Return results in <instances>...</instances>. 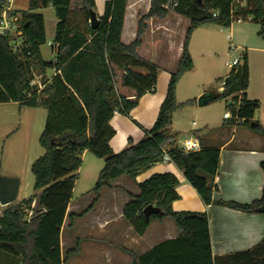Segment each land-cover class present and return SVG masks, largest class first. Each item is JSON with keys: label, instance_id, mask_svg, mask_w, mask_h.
<instances>
[{"label": "trees", "instance_id": "trees-1", "mask_svg": "<svg viewBox=\"0 0 264 264\" xmlns=\"http://www.w3.org/2000/svg\"><path fill=\"white\" fill-rule=\"evenodd\" d=\"M244 1V6L236 5L231 15L232 0H151L128 44L121 41L127 0H106L103 13L97 15L99 25L95 29L89 22V10H95L94 0H81L84 25L73 16L72 0H27V9L19 17L16 10L8 12L17 21L16 31L21 34L16 32L20 44L14 43L9 33L0 34V104L42 107L46 116L39 137L44 152L31 164L34 196L18 204H7L0 215V253L10 258L0 260V264H65L77 254V249H71L62 257L60 232L84 151L103 159V165L92 202L81 213H70L68 226H72L74 218L94 210L102 188L111 180L122 175L134 180L141 171L161 161L164 152L182 170L204 204L216 203L243 212H255L264 206V185L260 198L250 203L213 200L219 148L184 152L177 145L176 133L170 130L172 113L191 102L176 101V84L193 66L188 50L191 33L205 24L228 27L236 17L243 20L249 16L264 25V0ZM6 3L7 0H0V12ZM48 6L58 19L51 45L55 56L51 61L44 60L40 52L47 39L44 16L38 10ZM169 10L189 19L178 65L170 74L152 127L143 130L138 142L129 139V145L115 153L109 145L115 133L111 118L116 112L128 116L144 93L154 91L157 82V66L140 58L136 51L146 20L164 18ZM242 57L243 63L232 66L223 78L222 92L205 93L210 94L209 102L224 99L228 109L240 119L239 124L264 136V128L252 120L259 102L246 96L249 74L245 53ZM48 69L55 71L50 79L43 80L40 86L33 83L34 70L45 73ZM116 69L122 71L121 86L134 91L133 98L117 92ZM260 166L264 177V160ZM136 185L139 192H127L129 201L122 210L123 219L134 232L142 235L153 219L169 217L178 233L142 254H131L130 264H264V238L246 251L213 256L207 213L174 211L171 207L180 198L176 191L178 179L173 173H154ZM149 204L160 207L162 215L146 218L142 211Z\"/></svg>", "mask_w": 264, "mask_h": 264}, {"label": "crops", "instance_id": "crops-1", "mask_svg": "<svg viewBox=\"0 0 264 264\" xmlns=\"http://www.w3.org/2000/svg\"><path fill=\"white\" fill-rule=\"evenodd\" d=\"M105 1L94 0V11L97 15L103 13ZM150 1L127 0L121 33V41L124 44L130 43L134 39L138 20L141 15L147 13ZM8 5L9 10H13L11 8V0ZM188 25V18L172 10H169L164 18L150 17L146 20L142 40L136 51L140 58L157 66V82L154 91L144 93L138 99L136 106L129 111L128 116L117 112L114 113L110 120V125L114 128L115 133L109 141L113 152L118 153L125 149L129 145V139L134 143L138 142L143 137V130H148L152 127L157 117L159 106L165 97L170 74L175 71L178 65ZM200 27L194 29L189 38L188 50L192 59V40L195 32ZM204 45L202 43L200 47L202 51L206 49ZM235 47L246 55L245 49ZM192 69L193 66L190 70ZM141 71L143 72V70ZM44 74L46 79H50L55 74V71L51 69L50 74L47 71ZM222 85L223 80L220 82L219 89H221ZM120 87L122 95L128 98L134 97L132 89ZM252 87L251 85L248 86L246 96L248 99H254L259 102V107L255 110L252 120L264 128V77L258 92H254ZM208 88L210 89L211 86ZM203 89L198 90L197 95L205 93ZM176 101L180 103L177 97ZM19 106L22 107L23 105ZM175 112L176 110L172 113L170 130L177 135L179 130L176 131L177 127L174 125ZM222 120L227 125V128H209L204 122L196 127L193 121V127L187 130L188 135L177 140V145L179 146L186 138L194 137L198 139L201 147L219 148L218 172L213 178L215 189L212 192V199L250 203L260 198L264 185L263 172L260 166L261 161L264 160V136L247 125H233L223 117ZM86 153L88 151H84L82 157ZM163 172H171L178 179L176 191L180 198L174 200L171 204L174 211L190 210L207 213L213 256L246 251L262 241L264 238V214L262 212H243L216 203L204 204L196 190L184 178L182 170L177 168L172 161L156 162L148 169L141 171L134 180L127 175L111 180L108 186L102 188L95 209L83 217L74 218V222H97L102 227L97 229L94 227V231L95 233L103 234V230L107 225L123 220L122 210L129 201L127 192L137 194L139 192L136 185L137 182L146 179L151 174ZM6 206L0 204V215ZM86 207L81 208L79 202H74L71 198L67 206L63 225L68 220L67 216L70 213H81ZM177 233L178 231L169 217L153 219L142 235H137L127 223L125 229H116L110 233L111 246L109 248H96L93 252L94 257L91 256L93 254L92 251H88L90 249L84 248L81 256L73 254L65 264H76L78 262V264H97L98 257L102 259L104 254L108 258L102 259L103 261L100 264H130L132 260L131 254H142L160 241L174 238ZM125 238L127 239L125 247L113 244ZM1 259L2 261L10 260L4 253H0ZM84 259L85 262H82Z\"/></svg>", "mask_w": 264, "mask_h": 264}, {"label": "rangeland", "instance_id": "rangeland-1", "mask_svg": "<svg viewBox=\"0 0 264 264\" xmlns=\"http://www.w3.org/2000/svg\"><path fill=\"white\" fill-rule=\"evenodd\" d=\"M11 8L18 12L17 17H19L20 12L27 9V0H11ZM71 8L75 13H73L75 20L77 22L79 20L80 24H83L85 20L81 10V0H72ZM38 11L44 16L47 36L46 43L40 46V52L44 60L51 61L55 56L51 45L58 19L51 6ZM13 19L8 16L9 36L14 43L20 44V39L16 35L18 23L14 20L16 28H13ZM202 43L206 44L204 45L205 51L200 49ZM235 46L245 49L246 52L248 86H253L254 92L260 90L264 77V25L254 19L233 20L230 26L223 28L213 24L202 25L195 32L192 40L193 69L184 72L176 84L177 100L180 103L191 101L177 109L174 114V125L177 127L176 131L179 130L177 140L188 135L187 130L193 127V121L196 127L204 122L209 128H227L222 120L224 111L228 109L227 102L224 99H217L204 106H198L197 98L203 93L197 95V92L203 88L205 92H220V82L231 69L230 60L238 54V51L234 49ZM243 60L241 56L239 64L236 66H240ZM47 73L50 74L51 69H48ZM121 73L120 69H116L115 86L119 94H121ZM45 79L44 73L34 70L33 83L40 86ZM209 86H211L210 89ZM45 116L46 111L42 107L26 105L20 107L15 103L0 104V175L15 177L19 181L17 195L12 204H18L22 200L34 196V175L31 172V164L44 152L39 137L43 130ZM102 165L103 159L90 152L82 157L71 197L74 202H79L81 208L89 206L95 196L93 188ZM68 221L61 228L62 257L71 249H77L76 256H81L84 248L90 249L88 251H92V253L98 247L109 248L111 246L110 233L116 229L127 227V222L123 219L120 222L107 225L101 234L94 231V227L96 229L102 227L97 222H74L73 220L72 226H68ZM126 241L125 238L113 244L125 247ZM91 256L94 257V253ZM107 258L105 254L102 255V259ZM102 259L98 257L97 264H100ZM82 262H85V259Z\"/></svg>", "mask_w": 264, "mask_h": 264}, {"label": "water", "instance_id": "water-1", "mask_svg": "<svg viewBox=\"0 0 264 264\" xmlns=\"http://www.w3.org/2000/svg\"><path fill=\"white\" fill-rule=\"evenodd\" d=\"M89 22L91 28L95 29L99 25V20L97 18V14L94 10H89ZM21 31L17 32V35H20ZM223 91V87H221L220 92ZM210 94L203 93L197 98L198 106L206 105L210 100ZM253 122H251L252 124ZM19 187V181L15 177H6L0 175V204L7 205L13 202L16 198L17 191ZM257 211L263 212L264 206L257 207ZM143 215L146 218H149L151 214L162 215L163 211L160 207L149 204L143 208ZM33 218V217H32ZM31 218V219H32Z\"/></svg>", "mask_w": 264, "mask_h": 264}, {"label": "built area", "instance_id": "built-area-1", "mask_svg": "<svg viewBox=\"0 0 264 264\" xmlns=\"http://www.w3.org/2000/svg\"><path fill=\"white\" fill-rule=\"evenodd\" d=\"M9 2H10V0H7V3L5 4V6L2 8V10L0 12V34L9 33V31H8V16H9L8 12L10 11L9 7H8ZM244 4H245L244 0H232L231 11H230L231 15H233V13H234L233 11L235 10L236 5L244 6ZM247 19H250V17L248 16ZM14 20L15 19H13L12 27L16 28ZM234 20L241 21L242 18L236 17V18H234ZM234 49L238 51V49L236 47H234ZM241 56H242V52L238 51V54H236L230 60L231 67L239 64ZM238 105H239V101L236 102L235 107L238 108ZM223 118H225L226 120H232V121H234L235 124L240 123V119L238 118V116L236 114H233L229 109L224 111ZM178 147H179V149H181L184 152H194V151L200 150V148H201L198 139H196L194 137H189V138L184 139ZM161 161L162 162L170 161V158L166 154V152H164Z\"/></svg>", "mask_w": 264, "mask_h": 264}]
</instances>
